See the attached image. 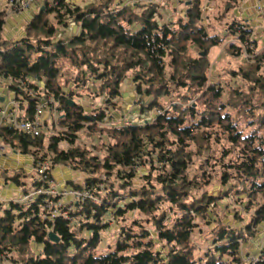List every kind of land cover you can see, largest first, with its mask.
Listing matches in <instances>:
<instances>
[{
  "label": "trees",
  "instance_id": "1",
  "mask_svg": "<svg viewBox=\"0 0 264 264\" xmlns=\"http://www.w3.org/2000/svg\"><path fill=\"white\" fill-rule=\"evenodd\" d=\"M189 1L183 16L162 23L156 4L137 12V4L125 0H54L51 7L45 0L24 35L9 40L2 34L6 11H0V81L9 82L19 120L31 119L42 99L57 114L56 131L36 138L0 126L3 143L29 154L33 165L48 160L50 177L57 166L82 173V182L66 187L93 195L74 210L64 206L75 223L44 212L41 198L26 209L12 200L0 202V261L264 264V248L254 257L242 252L243 244L264 232V44L255 54L253 31L233 20L242 0H206L218 3L211 24L204 23V0ZM258 1L264 18V0ZM69 21L78 31L59 34ZM224 31L238 37L240 45L226 46L232 58L244 46L253 54L228 70L226 89L208 77L209 51L224 42ZM128 79L149 99L142 111L159 114L141 124L100 125ZM172 93L178 100L166 108L159 100ZM85 96L91 102L100 98L103 107L91 106L85 114L78 102ZM80 128L107 141H77ZM34 177L0 168V178L19 189L26 190L28 178L39 187ZM217 185L215 195L211 189ZM229 197L234 205L219 204ZM225 212L233 219L225 221ZM108 220L119 226L114 247L103 249ZM210 222L214 242L205 248L195 233ZM50 231L58 242L49 239Z\"/></svg>",
  "mask_w": 264,
  "mask_h": 264
},
{
  "label": "rangeland",
  "instance_id": "2",
  "mask_svg": "<svg viewBox=\"0 0 264 264\" xmlns=\"http://www.w3.org/2000/svg\"><path fill=\"white\" fill-rule=\"evenodd\" d=\"M9 1L10 0H0V11H6L5 12V18H7V16H10V15H17L19 13H22L23 11H25L26 9H28L30 7V5H29L27 8H24L20 11H17V12L16 11H13V12L9 11L8 12L7 8L9 5ZM130 1H132V0H130ZM170 1H172V0H169V2ZM188 1L189 0H186V2H184V3L180 2V4H178L177 8H175L174 10L170 6L169 11H171V12L173 11V14H171V15H173V20L177 19L179 16L184 15L185 8H186V6H188L187 5ZM133 3L134 4L136 3L138 6L136 8L137 12H140L142 7L147 5V4H156L159 7L158 8L159 15L161 16V19H163V21L165 22L166 19L163 18V9H165L167 6L166 0H136ZM50 4H51V1H50V3H48L47 6L51 7ZM217 4L218 3L214 2V1L204 0L202 2L200 9L203 12V19H205L204 20L205 24H207L208 21L210 23V21L212 19L216 20L213 13H214V11L217 10L216 9ZM259 4L260 3L258 0H242L240 2L239 8L235 12L236 16H235V18H233V20H238L241 22L244 21L248 25V27L251 28V30L253 31L252 37L256 39L257 46L256 47H250V49L252 48L254 50L255 54L260 52L261 47L264 44V18L258 12L257 5H259ZM42 9H43V7L40 8V10H42ZM231 19H232V17L228 18V20H231ZM214 20H212V22H215ZM72 23H74V22H72ZM75 26H76V29H78V26L77 25H75ZM73 31L74 30H72L70 28L69 29L66 28V31L64 34L71 35L72 33H74ZM59 34H61V33H59ZM223 35L225 36L224 42L220 46H217V47H215L209 51L210 68H209L208 77H209V80H213L216 82L220 81L221 84L224 85V87L226 89V85H227L226 82L230 78L229 74L227 73L228 70H230L232 68H236V65L244 62V60H246L250 57L252 58L253 54L249 57L248 52L246 50L247 46H244V49H243L241 55L237 56L236 58H232V56L227 53L226 46L229 42H235V43L239 44V42L237 41L238 37L236 35L235 36H229L228 33L225 31L223 32ZM195 52H196V50H195ZM4 87H5V84L2 80L0 82V93L3 92ZM132 87H133V84L131 82V79H128L124 83V85L122 86V97H120L119 99L116 100V108L111 109L110 110L111 112L107 113V115H108L107 119L99 122L100 125L109 126V124L111 122L113 124H116V125L122 124V123L124 124L127 121H132L134 123L141 124V123H144L146 120H151L155 115L159 114V111H157L156 109H153L150 112H148L147 110L142 111V107L146 106L149 99L146 96L144 97V95H140V94L136 93L134 91V87L133 88ZM177 96H178L177 93H172L169 96H166L164 98H160L159 101H160V103H163V105L166 108H169V106H170L169 104L171 102H174V103L177 102V100H178ZM179 99H180V97H179ZM192 101L193 100H190V102H192ZM78 102H80L82 104L85 114L90 113L91 106H94L96 108L103 107V102L100 98H96V99L93 98V100L91 102V98H89L88 96H85V97H82L81 99H79ZM92 103H93V105H91ZM54 112L55 111L51 110V109H46L43 112V115H42V119H43L42 133L43 134H45V133L51 134V133H54L56 131V130H53V127H52V123L56 122V120H54V118L52 116V114ZM18 113H20V112L18 111ZM54 126H55V124H54ZM75 134L78 136L77 141H80L82 143L85 142L88 145H90L91 143L97 144L100 139L102 141H105V142L107 141V138L105 136H102L101 138H98L97 136L91 138L90 136L87 135L85 129H83V128H80L79 130H77L75 132ZM4 152L6 153L7 150L5 149ZM18 157H20L21 159H23V158L29 159L28 156L19 155ZM62 169L68 170L69 172L75 174L71 178L73 181H75L77 183L83 181L84 175L82 173H79L77 171H74V170H71V169L65 168V167H63ZM56 170L60 171L61 167H55L51 171V174H52V177L54 179L56 186L59 188V190L69 189L68 187L65 186V181L60 180L54 176L55 172H57ZM138 171L140 172V171H142V169L140 168ZM33 174L35 176L37 175L35 172H33ZM138 182L141 183L140 180ZM3 184H4L3 186L0 185V202H3L4 198H5V197H2L1 191L3 188L5 189L7 184L6 183H3ZM34 189L35 188L31 185L30 178H28L26 190L19 189L18 190L19 192H14L12 195H10V200H12L14 202H18L22 196V194H20V192L21 193H24V192L32 193L34 191ZM218 189H219V186L217 185L211 189V192L216 195L218 192ZM5 199H8V198H5ZM30 204H31V202H28V201L22 203L24 209L28 208V206ZM219 204L221 206H223L225 204L232 206V204L234 205V202L231 200V197H229V198H225L223 200H220ZM6 206H8V204L4 203L3 208H5ZM224 211H225V208H224ZM225 213L227 215V219H225V221L233 219L232 215H229L228 212H225ZM135 214H136L135 212H132L131 217L132 218L135 217ZM128 222L129 221H127V223ZM18 223L19 222L16 221L14 223V226H17ZM117 226H119V224H117L115 222V220H108L107 221V227L105 228V230L101 234V243H100L101 248L104 249V247L108 246V244L110 245L111 248L114 247L115 242H116V238L113 235H115L117 233V231H116ZM214 226H215V224L210 222V225L204 226L202 231H199V230L196 231V233H195L196 239L195 240L197 241V244H205V245H203L205 248L213 245L214 241L212 239V234L209 235L208 230L211 231V229ZM260 230H261V233H259L260 231L257 232L256 235L251 237V239L246 244L242 245V252L245 255H249L250 252L252 251L253 257H254V256L258 255L255 252V250H256L255 247L258 246L257 252H259L262 248H264V232L262 231V229H260ZM226 257L227 256H225L224 258L226 259ZM9 260H10V258H9ZM9 260L7 258H3L0 261V264H9L8 263ZM246 260H248V259H246Z\"/></svg>",
  "mask_w": 264,
  "mask_h": 264
},
{
  "label": "built area",
  "instance_id": "3",
  "mask_svg": "<svg viewBox=\"0 0 264 264\" xmlns=\"http://www.w3.org/2000/svg\"><path fill=\"white\" fill-rule=\"evenodd\" d=\"M34 0H10L8 5V12L20 11L27 8L32 4ZM54 2V0H50ZM48 109L47 102L44 99L39 102L34 110V115L31 119L21 121L19 120V109L18 103L15 99L10 101L8 107H0V126L13 128L29 138H36L42 133L43 128V112ZM54 120H56L57 114L55 112L52 114ZM55 123V122H54ZM7 150V152H15L11 146L5 145L3 139L0 136V155ZM50 168V162L43 161L38 162L33 165V171L37 174L34 180L40 183V186L35 188L32 193H21V199L19 203L34 202L35 200L41 198L42 209L50 213L52 217L62 215L64 217L70 218L68 216V211L65 209V205H68V210H74L79 202H82L85 198H92V192L84 191L79 192L74 189L59 190L56 186L54 179L49 176L47 170ZM66 186V185H65ZM51 198H57L52 201ZM68 198V201H63V199ZM67 203V204H65ZM45 216V213H43ZM72 223L77 222L73 217L70 218Z\"/></svg>",
  "mask_w": 264,
  "mask_h": 264
},
{
  "label": "crops",
  "instance_id": "4",
  "mask_svg": "<svg viewBox=\"0 0 264 264\" xmlns=\"http://www.w3.org/2000/svg\"><path fill=\"white\" fill-rule=\"evenodd\" d=\"M135 1L136 0H132V1L125 0V2H129V3H133ZM166 1H167L168 7L166 6V8L163 9V18L166 20L164 22L163 19H161L162 23H166L168 21L173 20V15H171V14H173V11L172 12L169 11L170 6L174 10L175 8H177V6H178V4H180V2H183V3L186 2V0H172L170 2H169V0H166ZM43 5H44V0H34V2L30 5V7L28 9H26L25 11H23L22 13H19L17 15L7 16V18H5V23H4V27H3V31H2V34L4 35L3 37L8 39V40L22 37L24 35L25 26L28 24V22L31 20V18L40 10V8L43 7ZM158 8L159 7L157 6V10H158ZM75 25H76L75 22L74 23L71 22L70 25L68 26V29L70 28V29L74 30L73 31L74 33H72V34H75L79 29V27H78V29H76ZM63 34H64V32L61 33V35H63ZM59 37H63V36H59ZM67 37H70V36H67ZM3 82L5 84V87L3 89V92L0 93V106L8 107L12 98L14 99V97H13L14 93L12 92V90L9 87V82L7 80H3ZM19 155L28 156L29 159H24V158L21 159L20 157H18ZM57 167H61V170L60 171L56 170L57 172H55V174H54V176L56 178L65 181V185L67 184V182L73 181L71 178L75 174L69 172L68 170L62 169L65 166H57ZM0 168L6 169V170H11V171H16V170L22 169L27 173H33L34 172L33 171L32 157L29 154H21V153H17L16 151L12 152V153L3 152V154L0 155ZM65 168H67V167H65ZM3 183H5L4 180H2V178H0V185L3 186L4 185ZM6 184H7V186L5 187V189L3 188L4 190L2 189L1 195H2V197L8 198V199L4 198V201H9L10 195H12L14 192H19L18 191L19 188H16L15 185L12 183H6ZM63 201H68V198L63 199ZM257 247H255V249H256L255 252L258 251ZM250 253L253 254L252 251Z\"/></svg>",
  "mask_w": 264,
  "mask_h": 264
},
{
  "label": "water",
  "instance_id": "5",
  "mask_svg": "<svg viewBox=\"0 0 264 264\" xmlns=\"http://www.w3.org/2000/svg\"><path fill=\"white\" fill-rule=\"evenodd\" d=\"M190 4H191V2L188 1L187 5H190ZM202 54L204 55V52ZM70 103L72 104V102H70ZM48 237H49L50 240H52L54 242H58L59 241V237L56 234H54L52 231H50L48 233Z\"/></svg>",
  "mask_w": 264,
  "mask_h": 264
}]
</instances>
